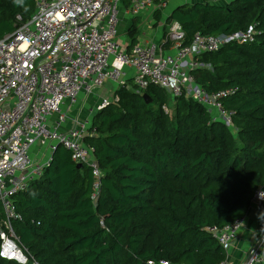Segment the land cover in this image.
<instances>
[{
    "label": "trees",
    "instance_id": "trees-1",
    "mask_svg": "<svg viewBox=\"0 0 264 264\" xmlns=\"http://www.w3.org/2000/svg\"><path fill=\"white\" fill-rule=\"evenodd\" d=\"M33 8L34 0L24 6L0 0V36L15 27L16 13L26 19ZM173 19L182 44L196 31L250 28L245 41L195 53L203 65L188 70L207 93L226 90L219 101L230 125L211 119L189 95L171 97L156 84L139 88L129 79L116 86L83 137L100 171L93 198L90 166H77L60 143L39 176L12 195L18 217L11 227L37 264H217L225 258L206 227L242 216L264 185V0L181 1L165 16L162 35ZM125 32L129 47L136 42L135 20ZM0 264L21 263L0 257Z\"/></svg>",
    "mask_w": 264,
    "mask_h": 264
},
{
    "label": "built area",
    "instance_id": "built-area-1",
    "mask_svg": "<svg viewBox=\"0 0 264 264\" xmlns=\"http://www.w3.org/2000/svg\"><path fill=\"white\" fill-rule=\"evenodd\" d=\"M126 1L131 14L166 5V0ZM123 2L34 0L30 16L22 19L16 13L15 27L0 36V257L37 264L11 227L10 220L18 217L12 195L39 176L57 143L69 150L75 163L90 166L91 197L95 195L100 171L83 137L92 132L89 125L93 112L114 96L100 98L87 107L83 116L74 117L67 107L77 101L80 93H90L105 80L127 85L129 79L139 88L153 83L171 97L182 93L191 96L204 105L211 119L230 125L229 111L219 101L226 90L207 93L193 82L188 70L203 65L193 59L195 53L216 49L229 39L245 41L251 38L250 28L230 34L196 31L189 42L182 44L183 30L173 19L167 23L160 42H135L127 47L116 39ZM164 42L168 51L161 52ZM66 121L68 126H64ZM34 143L44 145L48 151L45 161L39 162L30 155ZM263 186L252 192L250 201L263 200ZM243 218L242 215L221 226L206 227L225 254ZM256 261L264 262V229L258 231L244 264ZM217 264L230 263L224 258Z\"/></svg>",
    "mask_w": 264,
    "mask_h": 264
},
{
    "label": "crops",
    "instance_id": "crops-1",
    "mask_svg": "<svg viewBox=\"0 0 264 264\" xmlns=\"http://www.w3.org/2000/svg\"><path fill=\"white\" fill-rule=\"evenodd\" d=\"M178 3L180 2L175 1V3L172 4V7ZM171 8L165 11L164 18ZM142 11H144V13L142 14L143 16L141 18H139L136 14H131L127 9V1L124 0L123 5L120 6L119 19L116 28L118 29V31L123 30L126 34L125 30L127 26L131 23V21L135 20L138 26L136 42H160L162 39V26L164 23V18L158 26L156 25L157 20L155 19L159 18L162 9L151 7L145 8ZM156 11H158L159 13L158 17L155 16ZM140 21H143V26L139 24ZM149 28L152 30V32L150 33V35L147 36L145 35V31ZM124 42L125 45L128 47L129 40L127 34L126 38L124 39ZM160 50L161 52L168 51L167 45L164 47L161 46ZM116 86L118 85H116L114 82L105 80L102 85L96 87L90 93H80L77 101L72 105H68L67 110L69 114L74 117L83 116L86 113V109L88 106L94 105L102 97H106L107 99H109L112 95H114V89ZM64 126H68V121L64 123ZM243 216L244 218L240 225V228L238 229L236 235L230 240V244L226 251L225 258L230 264L245 263L248 250L253 244L258 231L260 229H264V220L259 218L260 216H264V198L260 202L250 201ZM250 264H264V262L256 261Z\"/></svg>",
    "mask_w": 264,
    "mask_h": 264
},
{
    "label": "rangeland",
    "instance_id": "rangeland-1",
    "mask_svg": "<svg viewBox=\"0 0 264 264\" xmlns=\"http://www.w3.org/2000/svg\"><path fill=\"white\" fill-rule=\"evenodd\" d=\"M175 1L181 2V0H175ZM175 1L174 0H166V5L162 8V12L160 13L159 18L155 19V20H157L156 21L157 26L160 25V22H162V20L164 18L165 11H167L169 8H171L172 4H174ZM142 10H140L138 13H135L136 15H138L139 18H141L143 16L142 14L144 13V11H142ZM139 24L143 26V21H140ZM151 32H152V30L150 28L146 29L145 35L148 36V35H150ZM125 38H126V34L124 33V31L123 30L118 31V29H117V35H116V39L118 40L117 42L121 43L122 41H124ZM169 105H170L169 103L166 104L165 108H166V110L168 108L169 109L168 111L170 112V106ZM29 153L32 156V158H36L39 162L45 161V159L47 158V155H48V151L44 148V145H39L38 143H34L31 145V147L29 149Z\"/></svg>",
    "mask_w": 264,
    "mask_h": 264
},
{
    "label": "clouds",
    "instance_id": "clouds-1",
    "mask_svg": "<svg viewBox=\"0 0 264 264\" xmlns=\"http://www.w3.org/2000/svg\"><path fill=\"white\" fill-rule=\"evenodd\" d=\"M14 4H16L17 6H24V0H13ZM25 10H27V8L25 7ZM30 195H32L33 197H35L37 195V193L35 191H32L30 193ZM260 219L264 220V216H260Z\"/></svg>",
    "mask_w": 264,
    "mask_h": 264
},
{
    "label": "water",
    "instance_id": "water-1",
    "mask_svg": "<svg viewBox=\"0 0 264 264\" xmlns=\"http://www.w3.org/2000/svg\"><path fill=\"white\" fill-rule=\"evenodd\" d=\"M143 96L145 97V100H149V98H146V95L143 93ZM81 163L80 162H76V165L79 166Z\"/></svg>",
    "mask_w": 264,
    "mask_h": 264
}]
</instances>
